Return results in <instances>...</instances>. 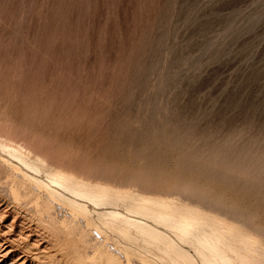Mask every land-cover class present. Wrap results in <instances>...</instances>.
Wrapping results in <instances>:
<instances>
[{
  "label": "rangeland",
  "instance_id": "1",
  "mask_svg": "<svg viewBox=\"0 0 264 264\" xmlns=\"http://www.w3.org/2000/svg\"><path fill=\"white\" fill-rule=\"evenodd\" d=\"M0 131L53 169L234 223L259 253L264 0H0Z\"/></svg>",
  "mask_w": 264,
  "mask_h": 264
},
{
  "label": "bare ground",
  "instance_id": "2",
  "mask_svg": "<svg viewBox=\"0 0 264 264\" xmlns=\"http://www.w3.org/2000/svg\"><path fill=\"white\" fill-rule=\"evenodd\" d=\"M1 134L0 264H134V260L137 264H156L155 259L156 262L159 260L155 255L167 256L174 264H195L189 253L176 247L175 241L154 229L143 219L145 217L140 218L148 214L153 215L151 217L156 221H162L161 226L165 220L166 224L170 223L165 225L172 226L174 233L177 231L179 234L178 238L184 236L193 241V245L199 248L204 264L262 263L259 259L264 258V249H259V253L256 252L258 250L247 251L250 241L246 240L253 238L250 234L235 233L233 239L225 236H231L230 231L236 228L234 223L219 220L200 209L190 212L185 209L186 206L176 208L175 203L173 208L165 198L138 194L131 188L120 190L107 183L86 181L66 170L53 169V164L41 158V154L37 156L26 148L29 145H17L8 135L5 137ZM42 173L45 175L40 176ZM22 202L29 204L27 212L22 211L25 214L16 211L19 208L17 205L20 206ZM118 202L124 204L122 210L114 209L113 204ZM88 204L93 205L94 209ZM169 207L173 208L171 212ZM184 211L189 213L185 214ZM168 214L175 217H172L174 221L168 218ZM182 237V240L185 239ZM223 237L235 242L224 239V244L220 243ZM186 242L189 245L188 239ZM239 242L243 243L241 248L247 242V248L242 250L237 246ZM255 242L258 244V241ZM236 247L247 252L238 255L237 250L233 255ZM150 248H155L157 253L153 254L154 261L142 254Z\"/></svg>",
  "mask_w": 264,
  "mask_h": 264
}]
</instances>
